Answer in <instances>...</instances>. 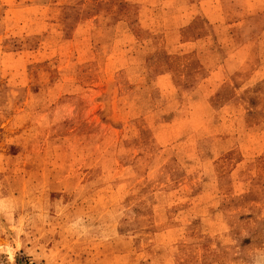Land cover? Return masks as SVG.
<instances>
[{
    "label": "rangeland",
    "instance_id": "obj_1",
    "mask_svg": "<svg viewBox=\"0 0 264 264\" xmlns=\"http://www.w3.org/2000/svg\"><path fill=\"white\" fill-rule=\"evenodd\" d=\"M0 264H264V0H0Z\"/></svg>",
    "mask_w": 264,
    "mask_h": 264
}]
</instances>
